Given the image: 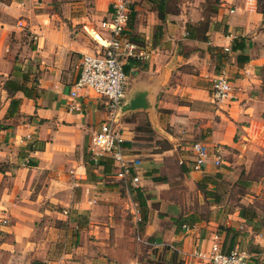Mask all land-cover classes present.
<instances>
[{
	"label": "crops",
	"instance_id": "crops-1",
	"mask_svg": "<svg viewBox=\"0 0 264 264\" xmlns=\"http://www.w3.org/2000/svg\"><path fill=\"white\" fill-rule=\"evenodd\" d=\"M108 17V0H0V264H204L186 253L214 241L264 264V0L132 1L123 102L140 107L118 126L136 185L91 159L101 99L70 95ZM220 74L232 92L216 102ZM194 141L211 152L200 170Z\"/></svg>",
	"mask_w": 264,
	"mask_h": 264
},
{
	"label": "built area",
	"instance_id": "built-area-1",
	"mask_svg": "<svg viewBox=\"0 0 264 264\" xmlns=\"http://www.w3.org/2000/svg\"><path fill=\"white\" fill-rule=\"evenodd\" d=\"M133 0H108L109 17L100 22L102 29L108 32L106 38L100 39L101 50L97 53L82 54L79 62V73L73 84L70 95L76 96L80 89H92L104 104L106 116L99 129L93 132L88 144L91 159L96 162L100 157L110 156L117 167L116 175L125 183L136 185L140 181L138 170L141 159L130 156L124 146V138L118 126L120 103L124 98L125 79L124 61L135 55V46L126 39L125 28ZM232 85L224 74L218 75L212 84V98L216 102L230 99ZM192 168L200 170L206 164L211 152L205 144L194 141ZM220 149L214 155V164L222 161ZM130 156V157H129ZM6 216L0 217L1 224H7ZM188 230L189 227L184 225ZM139 241L143 240L137 237ZM148 244L146 240L142 241ZM186 255L204 264H247L250 254L242 249L223 251L216 241L206 248L196 247Z\"/></svg>",
	"mask_w": 264,
	"mask_h": 264
},
{
	"label": "water",
	"instance_id": "water-1",
	"mask_svg": "<svg viewBox=\"0 0 264 264\" xmlns=\"http://www.w3.org/2000/svg\"><path fill=\"white\" fill-rule=\"evenodd\" d=\"M123 99H122V102L120 103V115L122 111L125 109H136L140 107L136 99H132L129 103H125V104L123 102Z\"/></svg>",
	"mask_w": 264,
	"mask_h": 264
},
{
	"label": "rangeland",
	"instance_id": "rangeland-1",
	"mask_svg": "<svg viewBox=\"0 0 264 264\" xmlns=\"http://www.w3.org/2000/svg\"><path fill=\"white\" fill-rule=\"evenodd\" d=\"M24 38H25V42H26L27 46L30 47L32 45V43H33V39L31 37V35L30 34L29 35H25ZM256 165L259 166L258 163H256ZM242 166H243V164H242ZM258 203H260V205H262L263 208H264V195L262 196V198H259ZM262 217H264V214L262 215ZM258 264H260V260L259 259H258Z\"/></svg>",
	"mask_w": 264,
	"mask_h": 264
},
{
	"label": "trees",
	"instance_id": "trees-1",
	"mask_svg": "<svg viewBox=\"0 0 264 264\" xmlns=\"http://www.w3.org/2000/svg\"><path fill=\"white\" fill-rule=\"evenodd\" d=\"M243 47V45L242 44H240V43H238L236 40L234 41V44L232 45V49L234 50V49H237V48H242ZM248 59V56L247 55H243L242 56V60L243 61H246ZM244 207H241V209H240V214H243V210H246V209H243ZM253 215H255V213H253ZM248 220H251V218H248ZM36 264H43V263H41V262H37Z\"/></svg>",
	"mask_w": 264,
	"mask_h": 264
}]
</instances>
